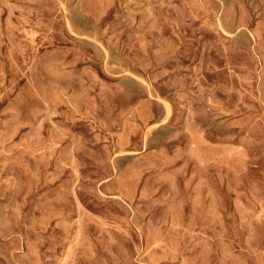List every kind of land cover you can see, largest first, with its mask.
Returning <instances> with one entry per match:
<instances>
[{
	"label": "rangeland",
	"instance_id": "rangeland-1",
	"mask_svg": "<svg viewBox=\"0 0 264 264\" xmlns=\"http://www.w3.org/2000/svg\"><path fill=\"white\" fill-rule=\"evenodd\" d=\"M0 264H264V0H0Z\"/></svg>",
	"mask_w": 264,
	"mask_h": 264
}]
</instances>
